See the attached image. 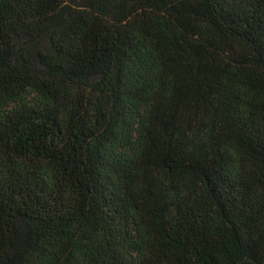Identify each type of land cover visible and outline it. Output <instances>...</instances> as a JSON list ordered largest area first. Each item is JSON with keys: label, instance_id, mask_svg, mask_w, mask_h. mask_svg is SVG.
I'll use <instances>...</instances> for the list:
<instances>
[{"label": "trees", "instance_id": "1", "mask_svg": "<svg viewBox=\"0 0 264 264\" xmlns=\"http://www.w3.org/2000/svg\"><path fill=\"white\" fill-rule=\"evenodd\" d=\"M0 264H264V0H0Z\"/></svg>", "mask_w": 264, "mask_h": 264}]
</instances>
